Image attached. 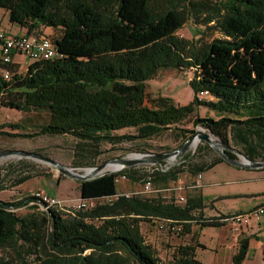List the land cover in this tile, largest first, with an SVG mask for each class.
I'll list each match as a JSON object with an SVG mask.
<instances>
[{
    "label": "trees",
    "instance_id": "obj_1",
    "mask_svg": "<svg viewBox=\"0 0 264 264\" xmlns=\"http://www.w3.org/2000/svg\"><path fill=\"white\" fill-rule=\"evenodd\" d=\"M0 8L10 23L29 33L54 29L46 37L57 52L51 60L30 63L24 72L0 62V107L49 116L30 133L4 130L18 129L19 123L1 124L0 135H70L81 150L85 144L114 146L165 132L185 141L194 130L180 126L189 122L247 158L264 161V0L220 1L204 23L213 22L222 38L208 44L175 35L186 18H197L204 8L192 0H0ZM168 67L193 73L192 100L186 105L166 96L147 100L145 82ZM199 107L218 117H199ZM124 128L135 132L115 134ZM201 147L204 157L184 153L180 164L166 170L136 176L123 168L78 181L79 197L88 201L83 207L42 211L30 203V195L0 200V248L13 251L0 253V264H27L30 255L33 264H205L189 245L176 247L172 259L160 261L140 231L141 222L171 221L182 225V233L193 224L199 229L225 224L222 218L228 215L204 216L205 198L200 191L191 195L199 188L194 183L182 204L162 193L182 172L196 176L225 162L208 144ZM226 153L235 157L231 150ZM119 176L131 182L148 179L157 185L156 194L119 192ZM28 179L21 176L12 184ZM21 207L33 211L19 215ZM196 246L205 248L197 241ZM248 250L249 238H238L232 264H243Z\"/></svg>",
    "mask_w": 264,
    "mask_h": 264
},
{
    "label": "rangeland",
    "instance_id": "obj_2",
    "mask_svg": "<svg viewBox=\"0 0 264 264\" xmlns=\"http://www.w3.org/2000/svg\"><path fill=\"white\" fill-rule=\"evenodd\" d=\"M204 8L197 18H186L182 26L175 32L180 38L186 40L197 41L199 44H208L214 39L222 38V35L215 30L213 22L204 23L205 18L212 13L213 7L218 5L222 0H192ZM48 36H52L49 34ZM12 59L18 61H26L27 57L16 53ZM15 56V57H14ZM25 65V63H24ZM191 70H179L171 67L159 70L151 79L145 82V93L148 99H154L158 96L170 97L177 105H186L192 100V90L189 85V80L192 77ZM207 97L206 95H200ZM199 117L217 118V114L213 111L199 107L197 109ZM48 114L40 112L39 114H32L30 112H16L8 107H1L0 110V125L4 123H19L21 125L18 129H11L5 127L4 130L12 133L22 132L30 133L38 130L42 125L48 122ZM180 127L202 130L210 134L215 141L221 142L220 139L214 136L209 130L202 126H193L189 122H185ZM135 132L133 128H124L117 132L116 135H132ZM194 133V132H193ZM193 133L188 134L189 137ZM76 139L70 135H41L33 138L23 137H8L0 135V151L4 150H24L36 152L47 156L65 167L76 168L79 170L88 169L99 166L100 164L114 158H134L131 155L143 156L142 162L127 166L124 168H131L130 171H136L135 175L150 174L153 170H166L172 166L181 163L182 154L196 153L197 160L204 157L205 148L201 147L203 143L208 144L204 140H199L195 146L190 145L185 151L177 153L172 158L153 159L154 154H161L171 152L178 149L185 141L175 138V135L165 132L160 136L150 139H137L133 141L123 140L114 146L108 143H102L97 147L93 144H85L81 150L76 148ZM209 145V144H208ZM213 154L219 156L210 145ZM222 149V148H220ZM75 151H78L76 154ZM98 151V154L93 155V152ZM75 165H79L74 167ZM236 168L226 162H222L203 173L201 187L192 190L190 185L194 183L193 176L182 172L178 175L177 180L171 181L169 188L162 191L164 197L178 199L185 197L187 194L196 195L199 191L204 198L213 197L215 195H223L225 192L235 190L242 195H237L240 198L226 199L218 201L219 207L225 209L235 210L243 206H248L254 202H259L262 195L259 192L264 191L263 180H251L253 174L245 175L239 172ZM123 169V168H121ZM119 169L118 171H120ZM115 171V172H118ZM60 173L53 165L47 164L43 161L33 159L31 157L5 156L0 158V200L12 202L23 197L29 196L35 190H42L43 192L54 195L58 199L56 206L57 210H66V207H75L79 201L78 180L69 178L65 175L58 178ZM30 176V179L25 182L13 185V181L21 176ZM143 182H131L124 176L117 178V189L124 193H139L142 195H155L157 185L151 183L150 190L145 192ZM203 185V186H202ZM246 192V193H245ZM251 192V193H250ZM215 201V199H213ZM183 202H179L182 204ZM88 205V204H86ZM39 210V209H34ZM211 210L208 207L206 213ZM33 211L30 207H21L16 210L17 214L25 215ZM238 213L228 214L225 224L221 227H203L201 234L198 233L199 228L193 232L191 226L190 232H183L175 234L172 232H163L157 229L154 223H140V231L144 241L150 245L155 251L156 257L160 261H167L173 258L176 247L179 246H194L195 256L205 264H232V255L236 252L237 241L240 237L249 238V250L243 264H263L262 260V246L264 238L258 235L260 220L251 218L249 222L235 223L230 220L232 215ZM223 215V214H220ZM203 217V216H202ZM214 217V216H209ZM205 218V217H204ZM209 245L210 249L204 251L202 248L196 246L198 239ZM196 240V241H195ZM199 243V242H198ZM203 245V244H202ZM0 253H13L10 247L0 248ZM87 253V251H86ZM27 264L34 263L33 255L26 258Z\"/></svg>",
    "mask_w": 264,
    "mask_h": 264
},
{
    "label": "built area",
    "instance_id": "obj_3",
    "mask_svg": "<svg viewBox=\"0 0 264 264\" xmlns=\"http://www.w3.org/2000/svg\"><path fill=\"white\" fill-rule=\"evenodd\" d=\"M21 54L27 57L31 62H41L53 59L56 55V48L52 41L46 36L40 37H30V36H17L9 35L3 29L0 28V62L3 65H9L12 63L13 54ZM9 75L7 71L4 72L3 76ZM205 95L206 93H200ZM194 185L196 187L201 186V174L196 175L194 180ZM151 182L147 179L143 182V187L145 192L150 190ZM30 196H32L31 204L36 203L38 208L42 211L49 209V205H54V200H58L54 196H50L42 190L33 191ZM183 197L173 200L174 203L179 204V202H184ZM88 204V201L79 200L78 205ZM251 218L259 220L264 218V208L263 209H251L246 213H242L241 217H230L235 223L249 222ZM157 229L163 232H172L175 234L182 233V225L173 223L171 221L156 222Z\"/></svg>",
    "mask_w": 264,
    "mask_h": 264
},
{
    "label": "water",
    "instance_id": "obj_4",
    "mask_svg": "<svg viewBox=\"0 0 264 264\" xmlns=\"http://www.w3.org/2000/svg\"><path fill=\"white\" fill-rule=\"evenodd\" d=\"M195 137L198 138V140L206 141L215 151H217V153L223 158V160L226 163L234 167L264 169V161L251 160L247 158L239 149L227 146L222 142L215 141V139L210 134L205 133L204 131L199 129L195 130L193 135L188 137L187 140L178 149H175L174 151L171 152L154 154L153 159L156 160V159H165V158L174 157L177 153L183 152L190 145H193V140L195 139ZM226 150H231L235 154V157H231L230 155H228L226 153ZM5 156L31 157L33 159L43 161L47 164L53 165L63 175L78 181H85L95 177L102 176L107 173H111V171L104 170L105 166L110 163L120 165L121 166L120 169H121L145 160L143 159V156H137L134 158H114V159H109L108 161L100 164L99 166L79 170L76 168L65 167L59 164L57 161L36 152H30L24 150L0 151V158Z\"/></svg>",
    "mask_w": 264,
    "mask_h": 264
},
{
    "label": "crops",
    "instance_id": "obj_5",
    "mask_svg": "<svg viewBox=\"0 0 264 264\" xmlns=\"http://www.w3.org/2000/svg\"><path fill=\"white\" fill-rule=\"evenodd\" d=\"M0 28L3 29L9 35H17V36L40 37V36H48L49 34H51V35L54 34V29H52L50 27H41L39 30H34V31L29 33V32L26 31L25 28H21V27L15 25V24L10 23L8 21L7 12L5 10L1 9V8H0ZM16 55L17 54H15V56ZM12 63L18 65L19 72H24L31 62L28 59L26 61H18V60H16L14 58V59H12ZM24 63H25V65H24ZM0 110H1V107H0ZM257 161H261V160H257ZM236 169L239 172H242V174H245V175L253 174L251 176L252 177L251 180H253V181H256V180H263L264 181V176H263L264 171L263 170L250 169V168H239V167L236 168ZM203 176L204 175L202 173L201 174V181L203 179ZM195 178H196V176H193L194 180H195ZM259 193H261V192H259ZM237 195H242V194H240V192H236L235 190H232L231 192H229V191L225 192V194H223V195H215L213 197L207 196L208 198H205L206 207L203 209L204 216H206V217H209V216L216 217V216H218L220 214L228 215V214H232V213H246L249 210L255 208L256 206L264 204V202H263L264 201V196H262V199L259 202H254V203H252V204H250L248 206H243V207H240V208L235 209V210L225 209L224 207H219L217 205V199H218V201H223V200H226V199H232V198L233 199H237V198H240ZM50 196H54V195H50ZM213 199H215V201H213ZM79 200H80V197H79ZM210 206H211V210L208 213H206V210H208V207H210ZM154 225H156V223H154ZM192 228H193V232H194V231H196V228H199V227H198V225H194L193 224ZM197 232L201 234V229L199 231H197ZM257 234L261 235L264 238V218H262L260 220L259 232ZM198 242L200 244L204 245V247H205L203 249L204 251H207V250L210 249L209 245H207L205 242H203L200 239V236H199ZM195 253H199V251L196 250Z\"/></svg>",
    "mask_w": 264,
    "mask_h": 264
},
{
    "label": "bare ground",
    "instance_id": "obj_6",
    "mask_svg": "<svg viewBox=\"0 0 264 264\" xmlns=\"http://www.w3.org/2000/svg\"><path fill=\"white\" fill-rule=\"evenodd\" d=\"M5 78H9L8 77V75L7 76H4ZM199 140H198V138H196L195 137V139L193 140V146L194 145H196L197 144V142H198ZM138 155H131V156H129V157H137ZM120 165H118V164H114V163H110V164H107L106 166H105V168H104V170H107V171H111V172H115V171H118L119 169H120ZM58 200H54V205H49V208H54V207H56L57 206V204H58ZM83 206H86V204L85 205H76V207L77 208H79V207H83ZM264 208V204H261V205H258V206H256L254 209H263ZM233 217H241L242 216V213H238V214H235V215H232Z\"/></svg>",
    "mask_w": 264,
    "mask_h": 264
}]
</instances>
